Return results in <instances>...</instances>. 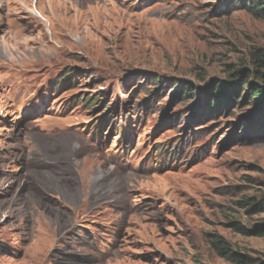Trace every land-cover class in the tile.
I'll return each instance as SVG.
<instances>
[{
	"label": "rangeland",
	"instance_id": "rangeland-1",
	"mask_svg": "<svg viewBox=\"0 0 264 264\" xmlns=\"http://www.w3.org/2000/svg\"><path fill=\"white\" fill-rule=\"evenodd\" d=\"M254 1L0 0V264L264 262Z\"/></svg>",
	"mask_w": 264,
	"mask_h": 264
},
{
	"label": "trees",
	"instance_id": "trees-1",
	"mask_svg": "<svg viewBox=\"0 0 264 264\" xmlns=\"http://www.w3.org/2000/svg\"><path fill=\"white\" fill-rule=\"evenodd\" d=\"M251 7L250 9H253V13H258L259 17L261 18H264V0H255L254 2H251ZM250 58H251V61H252V64L253 66L256 68V69H263L264 68V53L262 52H258V51H255L253 53L250 54ZM260 71V70H259ZM258 79L260 81L261 84L264 85V73L262 72H258ZM68 74V73H67ZM67 76V75H66ZM233 77L234 78H238L239 77V74L238 73H235L233 74ZM63 80V78L59 79V81L61 82ZM220 89V84H217L215 87H214V90H219ZM253 95H252V99L254 98H257V97H261V93L262 91L258 88H252L250 92H253ZM77 101L82 105V106H89L90 107V110H93L94 109V106H95V103L93 104L91 102V98H76ZM108 107L105 108V110H107ZM104 110V111H105ZM107 115L104 117V119H107ZM158 153H160L162 151V148H158ZM243 205H251V206H254L256 211H259L261 213H264V203H261V204H257L256 202L254 201H251V200H246L245 203ZM233 229L241 234H244V235H253L255 237H258V238H263L264 239V223L263 224H260V225H256L254 226V228L252 229V231H247L245 229H243L240 225H238L237 223H233ZM213 248L217 251V253L221 254V255H224L227 259L233 261V263H236V264H252L253 262H256L255 264H264V262H261L260 260L256 261V260H250L248 259L247 257L243 256V255H240L238 253H235L233 252L228 244L222 240V239H218L217 241H215L213 243Z\"/></svg>",
	"mask_w": 264,
	"mask_h": 264
}]
</instances>
